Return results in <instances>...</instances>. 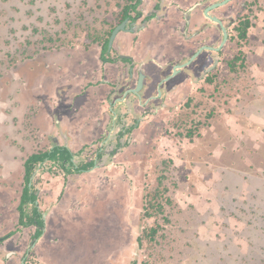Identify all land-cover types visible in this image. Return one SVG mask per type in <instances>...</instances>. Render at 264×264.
I'll list each match as a JSON object with an SVG mask.
<instances>
[{
    "label": "rangeland",
    "instance_id": "rangeland-1",
    "mask_svg": "<svg viewBox=\"0 0 264 264\" xmlns=\"http://www.w3.org/2000/svg\"><path fill=\"white\" fill-rule=\"evenodd\" d=\"M103 3L111 0H0V168L45 147L37 114L47 87L39 96L33 88L67 64L69 42H80L85 28L91 35ZM257 8L242 44L246 69L221 88L197 91L183 113L136 139L116 171H99L129 180L134 192L117 201L119 218L106 208L88 234L94 242L80 234L86 248L72 264H109L108 256L131 264H264V1ZM74 198L67 222L88 225L91 195Z\"/></svg>",
    "mask_w": 264,
    "mask_h": 264
},
{
    "label": "flooded vegetation",
    "instance_id": "flooded-vegetation-1",
    "mask_svg": "<svg viewBox=\"0 0 264 264\" xmlns=\"http://www.w3.org/2000/svg\"><path fill=\"white\" fill-rule=\"evenodd\" d=\"M263 1L103 3L91 35L85 28L75 38L80 42H69L70 52L65 57L70 67L65 63L61 69L53 68L47 73L51 75L49 83L39 72L45 83H37L32 93L39 96L41 86L47 87L45 102L38 104L44 111L37 114L39 122L44 118L37 134L45 139V147L32 149L20 158L19 165L7 163L0 168V193L5 194L0 195V208H6L0 209V264L52 263L42 249V240L51 226L49 219L53 220L49 214L68 182L76 191L74 202L85 193L91 195L89 185L94 183L105 197L115 193L116 200L129 198L134 192L129 180L99 171H114L119 156L136 145V139L144 138L148 129L167 121L173 113H183L197 91L221 88L236 69H246L242 44ZM77 102L79 107L74 106ZM84 103L92 114L85 111ZM78 111L90 120L86 131L80 133L73 130L70 121ZM33 155L39 157L31 158ZM5 183L13 185L12 189ZM56 187L52 199L49 192ZM85 236L83 241L94 242V238ZM60 238L66 246L61 253L63 264H72V255L84 252L85 244L77 243L80 235L76 239L67 233ZM57 246L60 242L54 249ZM127 255L123 252L120 261ZM108 263L117 261L108 256Z\"/></svg>",
    "mask_w": 264,
    "mask_h": 264
},
{
    "label": "crops",
    "instance_id": "crops-1",
    "mask_svg": "<svg viewBox=\"0 0 264 264\" xmlns=\"http://www.w3.org/2000/svg\"><path fill=\"white\" fill-rule=\"evenodd\" d=\"M80 101V99H79ZM94 102V101H93ZM79 103L77 102L76 105H74L75 107H79ZM82 104V102H81ZM85 106V111H88V114H92L91 111L89 110L88 105H86L85 103L83 104V107ZM87 106V107H86ZM79 112V111H78ZM76 112L75 116L71 118V123L74 124L73 125V130H75L76 132H84L86 131V129L88 128L89 124H87V121H90L87 118L81 117V112ZM77 117V119H76ZM76 119V120H75ZM74 122V123H73ZM89 190H90V194H91V198L89 199V207L86 208V214L87 216L93 215L90 218H94L91 222H89L88 225H83L82 223L76 227H73L71 222H67V220L69 219L68 216V211L67 208L69 210V203L71 198L73 197L74 193H76V191L74 192L73 187L69 185V182L67 184V186L64 189V193L62 195V197L60 199H57V204L55 205V207H53V210L51 211V213L49 214V217H53L52 219H49L48 223L51 225L50 227H47L44 236H43V240L42 242H44L42 249H44L45 251L48 252L49 257H51L53 259V263L54 264H63L64 261L62 260V255L61 253L64 252L66 250V246H64L63 244H65V241L63 238H60V236L63 237V235L65 234H69V235H73V238L77 239V236H79L80 234H89V233H96V231L99 229V227H96V224L98 225V220L99 218H101L106 210L107 207H111L110 208V212L113 213L117 218H119V214L117 211L118 205V200H115L114 197H105L104 196H98L96 195V191H97V185L91 184L89 185ZM46 188V186H45ZM59 187H56L55 189H51L52 191L49 192V196H52V199H55L54 196L57 193V189ZM108 189H106L107 191ZM74 192V193H73ZM102 192V191H101ZM55 193V194H52ZM108 193V192H107ZM105 194V192H104ZM110 194V193H109ZM100 199H105L103 201V206H102V210L97 213L98 208L97 206L100 204ZM116 205V207H115ZM118 205V206H117ZM82 217V216H81ZM83 218V217H82ZM89 218V217H88ZM71 229V230H70ZM92 229H96L95 231L91 232ZM68 230V231H67ZM58 237V238H56ZM53 240V241H52ZM56 240V241H55ZM60 242V246L55 247L54 249V245H57ZM51 247V249H50ZM54 251H53V249ZM51 250V252H49Z\"/></svg>",
    "mask_w": 264,
    "mask_h": 264
},
{
    "label": "water",
    "instance_id": "water-1",
    "mask_svg": "<svg viewBox=\"0 0 264 264\" xmlns=\"http://www.w3.org/2000/svg\"><path fill=\"white\" fill-rule=\"evenodd\" d=\"M116 30H117V28H115V29L113 30L112 35H111V38L114 36ZM111 38H110V39H111ZM102 159L105 160V159H106V155H104ZM35 240H37V238H35ZM131 259H132V258H129V259L126 260L124 263H112V264H131V263H130V260H131Z\"/></svg>",
    "mask_w": 264,
    "mask_h": 264
},
{
    "label": "trees",
    "instance_id": "trees-1",
    "mask_svg": "<svg viewBox=\"0 0 264 264\" xmlns=\"http://www.w3.org/2000/svg\"><path fill=\"white\" fill-rule=\"evenodd\" d=\"M246 25H248V22H247ZM32 157H33V158H37V157H39V156H37V155H33V156H31V158H32ZM152 203H153V202L150 203L151 207H153L152 205L154 204V203H153V204H152ZM156 203H157V204H156V205H157V208L160 209V207H161L160 203H159V202H156ZM147 214H148V213H147ZM151 232H152V233H155V228H152V229H151Z\"/></svg>",
    "mask_w": 264,
    "mask_h": 264
}]
</instances>
